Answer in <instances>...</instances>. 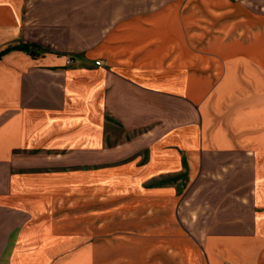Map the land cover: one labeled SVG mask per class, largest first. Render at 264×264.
Wrapping results in <instances>:
<instances>
[{
  "label": "crops",
  "instance_id": "0c3cea01",
  "mask_svg": "<svg viewBox=\"0 0 264 264\" xmlns=\"http://www.w3.org/2000/svg\"><path fill=\"white\" fill-rule=\"evenodd\" d=\"M97 187L182 264H264V0H0V264H96L61 207Z\"/></svg>",
  "mask_w": 264,
  "mask_h": 264
},
{
  "label": "rangeland",
  "instance_id": "374dc122",
  "mask_svg": "<svg viewBox=\"0 0 264 264\" xmlns=\"http://www.w3.org/2000/svg\"><path fill=\"white\" fill-rule=\"evenodd\" d=\"M102 194V188L97 187L95 198H81L61 207L65 229L89 232L90 236L81 237L96 242V264H168L169 259L173 264H182L178 251L171 257L166 250L157 251L152 245L153 236L150 232L146 233L148 229L141 231V228L135 227L137 222L142 221L137 218L142 211H133L139 215H129L120 210L122 206L118 200L104 201ZM126 227L132 230L125 232Z\"/></svg>",
  "mask_w": 264,
  "mask_h": 264
},
{
  "label": "built area",
  "instance_id": "2783aa9c",
  "mask_svg": "<svg viewBox=\"0 0 264 264\" xmlns=\"http://www.w3.org/2000/svg\"><path fill=\"white\" fill-rule=\"evenodd\" d=\"M72 62V59L70 58V57H68L67 59H66V63L67 64H69V63H71ZM96 65H101V62L99 61V60H95V62H94ZM224 264H230V263H224Z\"/></svg>",
  "mask_w": 264,
  "mask_h": 264
}]
</instances>
